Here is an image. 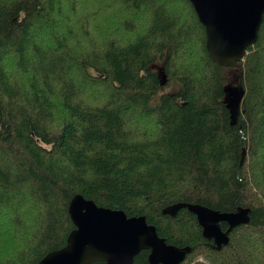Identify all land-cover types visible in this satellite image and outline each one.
Returning a JSON list of instances; mask_svg holds the SVG:
<instances>
[{
  "label": "trees",
  "instance_id": "16d2710c",
  "mask_svg": "<svg viewBox=\"0 0 264 264\" xmlns=\"http://www.w3.org/2000/svg\"><path fill=\"white\" fill-rule=\"evenodd\" d=\"M205 42L189 0H0V264L64 247L76 194L144 216L191 248L180 264H264V17L235 69ZM230 70L244 89L233 125ZM175 203L248 207L249 222L217 250L187 208L164 213Z\"/></svg>",
  "mask_w": 264,
  "mask_h": 264
},
{
  "label": "water",
  "instance_id": "95a60500",
  "mask_svg": "<svg viewBox=\"0 0 264 264\" xmlns=\"http://www.w3.org/2000/svg\"><path fill=\"white\" fill-rule=\"evenodd\" d=\"M205 29V45L209 58L226 68H237L257 38L264 17V0H189ZM165 76L163 83L165 82ZM224 103L230 123L237 122L244 95L242 74L236 83L223 87ZM244 154L242 153V158ZM181 208L193 213L202 228V235L212 240L215 249L228 243V234L238 225L249 222L248 207L239 206L232 212H220L200 204L175 203L164 209L174 216ZM74 229L66 245L47 253L38 264H133L135 257L148 250L150 264H180L189 247H177L158 236L156 228L144 216L128 217L123 211L98 206L81 194L68 204ZM228 228L223 231L220 223Z\"/></svg>",
  "mask_w": 264,
  "mask_h": 264
},
{
  "label": "rangeland",
  "instance_id": "374dc122",
  "mask_svg": "<svg viewBox=\"0 0 264 264\" xmlns=\"http://www.w3.org/2000/svg\"><path fill=\"white\" fill-rule=\"evenodd\" d=\"M87 12H88V9L85 7V4H83L81 6V8H80L79 13H81L82 15H86V14H88ZM49 42L50 41L45 40L46 44H48ZM226 74L229 77L228 83H236L237 75H236V73L233 70L227 71ZM69 77H71V78L74 77L73 76V71H70ZM171 90H172V87H167V88H165L164 91L168 92V91H171ZM24 213H26V212L24 211ZM26 214H28V213H26ZM28 215H30V218L26 219L28 227L29 228L37 227L38 226V220L36 218V215H34L33 213L28 214ZM7 228L9 229L10 232H12L13 228L11 226H8ZM15 235H16V233H14L12 235V237H14ZM0 249H2L1 245H0Z\"/></svg>",
  "mask_w": 264,
  "mask_h": 264
}]
</instances>
